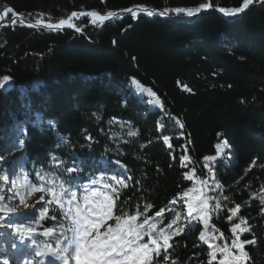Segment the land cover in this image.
I'll return each instance as SVG.
<instances>
[{"label":"trees","instance_id":"trees-1","mask_svg":"<svg viewBox=\"0 0 264 264\" xmlns=\"http://www.w3.org/2000/svg\"><path fill=\"white\" fill-rule=\"evenodd\" d=\"M206 2L0 0V14L11 7L29 22L30 13H44L45 19L50 15L56 22L73 11L106 14L135 6L162 10ZM212 3L213 9L202 11L193 20L128 16L102 27L83 20L80 33L74 29L36 30L19 24L13 27L10 13L4 21L9 26L0 29V77L10 75L15 87L6 94L0 92V156L15 139V122L34 119L40 113L44 120H55L56 127L28 125L25 146L18 151L17 163L10 165L17 171L11 172L5 159L0 161V195L5 197L0 202L5 204L9 198L2 192L10 185L9 181L1 183L5 175L12 174L16 182L21 180V185L27 181L39 186L40 173L46 187L59 191L62 182L68 187L66 182L71 181L78 193L94 179L114 184L111 176L116 175L124 179L127 187L116 185L119 198L114 213L119 214L122 206L132 214L139 208L153 217L161 208L173 207L174 212L165 211L162 218H157L158 227L175 215L180 217V226H184L186 205L170 202L184 191L202 187L199 180L207 178L210 186L220 185L217 196L228 197L224 201L221 196L222 211L214 213L210 220L216 231L205 229L202 222L191 232L185 229L183 235L175 237L174 247L169 250L172 259L177 264H207L209 243L222 245L227 240L230 244L231 227L244 218L252 232L241 235V240L256 237L255 245L245 246L250 257L247 264H264V215L260 212L264 205L259 202V196L264 195V4L254 3L244 15L229 20L218 8L238 7L242 0ZM132 78L152 89L159 103L143 96L131 83ZM38 82L44 87L39 94L29 92L31 109L25 110L21 105L27 101L21 90L31 89ZM176 119L183 123V129L175 123ZM129 131H137L138 135L129 136ZM89 135L92 141L86 139ZM164 135L170 136L169 142L163 141ZM223 140L229 145L224 156L205 163V157L217 154L216 145ZM183 155L190 157L183 161L187 167L181 166ZM52 156L57 160H52ZM102 158L109 163L100 162ZM117 160L126 166L127 173L111 163ZM69 167L83 171L70 175L65 171ZM185 173L194 175L193 180H187ZM23 188H15L14 196L8 191L14 205L20 204ZM253 193L258 194L256 199L252 198ZM34 194L38 200L42 195L49 198L40 192ZM194 194L195 191L189 195ZM42 204L41 201L36 209ZM146 204L152 207L145 210ZM235 205H241V211L230 222L227 209ZM54 208L49 206V216L56 215V221L37 222L36 209L22 212L24 216L10 214L21 231L12 227L15 234L0 240V264H12L14 259L17 264H24L25 260L43 264L44 256L36 253L45 250V245L57 247L55 239L42 235L45 227L60 230V212ZM28 227L36 229L31 237L25 231ZM4 228L0 227V235ZM202 231L215 237L223 233V237L205 243L199 240ZM220 258L218 253L213 264H218ZM160 264L171 261H163L162 254Z\"/></svg>","mask_w":264,"mask_h":264},{"label":"snow or ice","instance_id":"snow-or-ice-1","mask_svg":"<svg viewBox=\"0 0 264 264\" xmlns=\"http://www.w3.org/2000/svg\"><path fill=\"white\" fill-rule=\"evenodd\" d=\"M254 3L264 4V0H242L241 6L238 7H219V13H222L225 17L236 18L240 14L244 13ZM213 9L212 0H208L206 3H200L198 6H177V7H165L162 10H150L147 7L139 6L135 9L129 7L123 11L130 14L132 18H137L140 14L160 17H169L184 21L197 17L202 11ZM10 13H13L10 21L11 26L19 24L21 27H28L31 29L39 30L43 28L48 31H62L64 28L74 29L77 33L83 31V28L77 26L75 21L80 20L83 17L89 19V23L93 26L102 27L105 22L113 19H122L123 16L116 11H107L106 14H101L95 10L92 11H73L66 18H60L58 21L53 22L49 15L45 19L44 13L28 14L32 22L25 19L24 14L14 13L11 7L5 8L2 14H0V21H5ZM4 27H8L9 24H4ZM115 43V41H113ZM132 84L139 86L142 92H150L153 97H156L159 103V97L150 88H145L139 81L132 78ZM15 87L10 75H3L0 77V92L7 93ZM44 85L42 83H36L31 89H22L21 95L27 101L22 103V108L25 110L31 109V98L29 92L40 93L41 88ZM191 91V89H187ZM162 107V105H161ZM175 123L180 129H183L184 125L178 119ZM33 127H40L46 124L52 129L56 127V121L53 119L44 120L42 114L36 113L35 118L23 121H17L12 127L15 139L6 145L5 154L11 151H19L24 148L25 140L28 139V125ZM164 125H160L163 128ZM43 130V129H41ZM58 136L59 132L56 133ZM129 136L136 137L137 131H129ZM183 135V132L180 133ZM221 134H218V136ZM65 140L67 138H64ZM87 140L92 141V137L89 135ZM164 142L170 141V136L164 135L162 137ZM171 148V144L168 145ZM227 140H223L221 144L216 145L217 153L220 154L223 148H228ZM4 156H0V161H3ZM52 160H57L55 156L51 157ZM205 161H216L217 156H207ZM182 167H187L183 161H189L190 157L183 155L181 157ZM58 163H63L59 161ZM117 165L122 168L126 167L121 164L119 160L115 161ZM207 167V164L205 165ZM255 166V162H253ZM68 174L80 173L83 168L69 167L65 170ZM193 174L195 169L192 170ZM209 173H212V168H209ZM37 176L42 181L39 186L35 184H29L25 181L21 187L26 188V195L30 196L34 193L40 192L46 194L49 198L45 199L42 195L37 203L43 202L39 209H36L38 214L37 222L40 220L51 219L57 220L56 215L49 216V206H55L54 211L60 212L59 231L57 232L54 227H45L42 235L55 239L57 247L52 248L49 245H45V250L38 251L37 256H51L55 261H59L60 264H160V259L163 254V261H171V264H177L175 259H172L170 249H173V241L176 236L183 235L185 229L189 232L193 231L199 223L202 222L205 229L211 228L213 232L216 231L215 225H210V220L214 213L222 211L221 196L215 194L216 189L220 187L218 184L209 185L208 179H200L199 184L202 187H198L195 190L189 189L178 195L177 199L170 202V205H176L183 203L186 205V216L184 217L185 224L180 226L178 215L173 216L171 221L162 227H158V219L164 216L165 211L174 212L173 207L167 209L161 208L156 211L153 217H148L145 213H142L139 208L134 210V214L131 211H125L123 207L118 210L119 214L114 213L116 209V200L119 198L118 188L116 185L127 187L123 178H118L116 175L111 176L109 183L104 180L102 183L97 180H92L90 185L83 186V195L78 197V191L73 189L71 181L68 183V187H65V182L61 183L59 191L55 187H46L43 183L44 177L42 174L37 173ZM187 180L191 181L194 175L185 173ZM3 179L7 182L9 177L5 175ZM75 179V177H73ZM214 180V174L212 175ZM55 182H53L54 184ZM95 186V187H93ZM195 191V194L190 196V192ZM264 191V189H262ZM257 193H253L252 198L256 199ZM5 197L0 195V201ZM224 201L228 200L227 196H222ZM259 202L264 205V195L259 196ZM20 203L24 205L26 209L35 208V204L28 205L26 203L25 196H20ZM150 204L144 205L145 210L150 209ZM229 215L228 221H232L237 217L241 211V205H235V207L227 209ZM15 212L11 207H0V227L12 228L15 227L16 232L21 231L20 226H16L11 222V215ZM261 215H264V207L260 209ZM143 219L141 221V217ZM115 221L114 224H110L109 221ZM243 225V226H242ZM25 231L31 237L36 233V229L28 227ZM231 243L227 240L221 244H210L211 249L208 253L209 260L207 264H213L217 261V254L219 253L221 258L218 264H247L250 259L248 252L246 251V245H255L256 237L252 239L241 240V235L244 233H251L252 228L244 218H239V222L234 223L230 229ZM147 237V240H145ZM223 237V233H220L219 237L210 236L205 231H202L199 235V240L208 243L212 239H220ZM32 243L36 241L33 239ZM15 247V245H13ZM236 249L237 251H233ZM7 264V262H5ZM24 264H34L31 260H25Z\"/></svg>","mask_w":264,"mask_h":264},{"label":"rangeland","instance_id":"rangeland-1","mask_svg":"<svg viewBox=\"0 0 264 264\" xmlns=\"http://www.w3.org/2000/svg\"><path fill=\"white\" fill-rule=\"evenodd\" d=\"M68 15H66V16H64V17H62V18H66ZM12 19V18H11ZM83 20H86V21H88V23H89V19L88 18H81L80 20H77V21H75L76 23H77V26H79L80 25V23L83 21ZM3 23H4V21H3ZM89 25H91L90 23H89ZM138 89H139V91H140V93L143 95V96H145V97H147V98H149V99H151V100H153V101H156V97H153L152 95H151V93L150 92H142L141 91V89L139 88V86H137V85H135ZM216 151H217V149H216ZM227 151V148H223L222 150H221V152H220V154H216L215 156H217V160H220L223 156H224V154H225V152ZM4 159L7 161V162H9V169H10V171L11 172H15V171H17L16 169H12L11 167L12 166H10V165H14V164H16L17 163V161H18V159H19V156H20V152H18V151H11V152H8L7 154H4ZM216 160V161H217ZM211 162H214V161H205V163H207V164H209V163H211ZM4 177V176H3ZM3 177H2V181H1V183L2 184H5V180L3 179ZM9 177V176H8ZM10 178V177H9ZM10 179H8V181H9ZM13 180L14 179H12V182L10 183V181H9V183H10V185H12V186H10L9 185V187H7V188H3L2 189V192L3 193H5V195L7 196V197H9V198H6V203L5 204H2L1 202H0V207H11V208H14L15 209V211L17 210V212H18V214H21L20 213V211H25V207H24V205H22L21 203L20 204H18V205H14L11 201H10V198H11V196H14V193H15V188L16 189H18V188H21V180H18L17 182H16V180H14L15 182H13ZM9 188V189H8ZM8 191H9V195H11V196H9L8 195ZM22 196H25V199H26V203L28 204V205H33L34 203H35V205L36 206H40V203H37V201H38V199H37V196L35 195V194H32V195H30V196H28V195H26V188L24 187L23 188V190H22ZM28 210H32V208H28ZM15 213V212H14ZM23 214V213H22ZM12 222V221H11ZM5 232H11V228H6L5 227ZM11 234H15V231L13 230V232H11ZM6 239H7V237H8V233H6L5 234V236H4ZM13 250H16V247H13ZM47 262V261H46ZM14 264H16V263H14Z\"/></svg>","mask_w":264,"mask_h":264},{"label":"water","instance_id":"water-1","mask_svg":"<svg viewBox=\"0 0 264 264\" xmlns=\"http://www.w3.org/2000/svg\"><path fill=\"white\" fill-rule=\"evenodd\" d=\"M253 5H251L244 13H242V14H240L238 17H236V18H239V17H241L242 15H244L251 7H252ZM136 7H139V6H135V7H133L134 9L136 8ZM147 8H149L150 10H161V9H156V8H150V7H147ZM124 10V9H123ZM123 10H118V11H116V12H120L121 14L120 15H122L123 16V18H125V17H128V15L127 14H123L124 13V11ZM218 11V10H217ZM86 12V11H85ZM219 12V11H218ZM204 12H201L198 16H200L201 14H203ZM222 14V13H221ZM223 15V14H222ZM197 16V17H198ZM224 16V15H223ZM141 17H148V18H156V17H160V16H152V17H149V16H147V15H140V16H138L137 18H141ZM225 17V16H224ZM122 18V19H123ZM160 18H164V19H169V20H171V21H181V20H178V19H174V18H169V17H160ZM194 18H196V17H194ZM194 18H191V19H194ZM227 19H229V20H233V19H236V18H229V17H226ZM117 20H120V19H113V20H110V21H107V22H105V23H109V22H113V21H117ZM187 20V19H186ZM185 21V20H184ZM104 23V24H105ZM4 23H3V21H0V29L1 28H3L4 26ZM66 29H68V28H64L63 30H66ZM62 30V31H63ZM56 32H59V31H56Z\"/></svg>","mask_w":264,"mask_h":264},{"label":"bare ground","instance_id":"bare-ground-1","mask_svg":"<svg viewBox=\"0 0 264 264\" xmlns=\"http://www.w3.org/2000/svg\"><path fill=\"white\" fill-rule=\"evenodd\" d=\"M118 14H121L120 12H118ZM123 14H127L128 16H131L130 14H128V13H126V12H124ZM140 15H144V14H140ZM139 15V16H140ZM84 18H87V17H84Z\"/></svg>","mask_w":264,"mask_h":264}]
</instances>
